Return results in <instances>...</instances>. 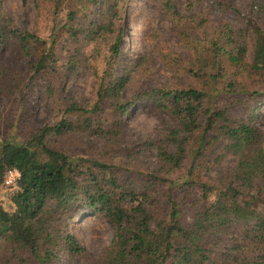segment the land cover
I'll use <instances>...</instances> for the list:
<instances>
[{"label": "trees", "instance_id": "obj_1", "mask_svg": "<svg viewBox=\"0 0 264 264\" xmlns=\"http://www.w3.org/2000/svg\"><path fill=\"white\" fill-rule=\"evenodd\" d=\"M129 3L49 0V35L17 26L0 11V183L6 170L20 173L8 186L14 209L0 204V264H62L61 253L81 257L82 264H264V129L258 125L264 66L247 58L248 39L252 54L264 55V5L244 13L231 0H160L191 51L192 65L184 70L200 85L147 88L119 101L123 78L115 79L113 70ZM202 27L209 33L195 36ZM60 32L76 47L91 43L89 56L100 63V71L91 65L97 87L89 107L59 95L49 80L51 71L68 77L79 64L76 47L59 63ZM5 50L22 63L1 64ZM41 73L47 74L43 92L65 114L34 128L20 111ZM109 98L121 117L135 102L148 101L169 112L170 122L155 136L126 141L118 135L120 119L110 126L102 118ZM204 104L201 124L192 110ZM90 136L100 145L88 157L69 153V145ZM227 156L235 165L208 180L211 165ZM78 208L111 224L101 254L89 253L67 231ZM232 229L238 233L226 241Z\"/></svg>", "mask_w": 264, "mask_h": 264}, {"label": "rangeland", "instance_id": "obj_2", "mask_svg": "<svg viewBox=\"0 0 264 264\" xmlns=\"http://www.w3.org/2000/svg\"><path fill=\"white\" fill-rule=\"evenodd\" d=\"M235 8L247 13L254 6L264 5V0H231ZM49 0H0L1 13L12 23L24 27L30 32H37L49 35L52 25L50 13L48 11ZM203 7V6H201ZM212 9L211 7H207ZM200 9L197 4L195 10ZM206 10V17L209 10ZM207 19V27L211 25ZM123 36L120 42V52L113 74L116 78L122 79V86L119 91V101H127L135 93L147 88H163L185 86L188 84L199 87L196 79H193L184 69L192 65V54L189 48L184 46L176 29L171 25L160 4V0H130L127 8L126 19L123 26ZM203 31L209 33L208 28L202 27L194 31L195 36H199ZM75 44L65 32L58 33L57 52L59 63L65 61L70 54L69 51L75 49ZM92 44L88 43L79 49V64L77 68L65 76V71L60 70L50 75V82L57 89V93L66 99L75 101L77 104L89 107L95 100L97 80L92 70V64L98 65L97 71L101 70L100 63L94 62L89 56ZM172 58L177 59V65L172 63ZM247 58L257 67L264 66V55H253L251 51V39H248ZM23 58L17 57L9 50H5L1 64L18 67ZM90 65L91 68H88ZM47 74H38L29 85L25 93V100L21 109V119L29 127H37L44 123L53 124L65 113L60 107L52 102L43 92L42 84ZM113 100L108 99L106 109L102 112V118L110 126L117 120H121L119 137L126 141H142L148 137L159 134L163 122H170L169 112L157 109L148 101L135 102L130 112L121 117L113 111ZM5 103L0 102V109ZM209 105L204 104L193 108V116L199 123L205 119V110ZM264 112V104L259 113ZM67 117V115H65ZM105 122V123H106ZM258 125L264 129V118L259 119ZM26 132L22 130L20 134ZM74 135H86L76 131ZM24 136V135H23ZM22 136V137H23ZM96 137H84L81 144H71L68 151L72 155H82L88 157L91 146L98 147ZM93 153V152H92ZM236 158L227 156L223 160L212 164L210 170L205 173L208 180L214 181L224 170L235 165ZM154 157H149L147 167L153 166ZM12 187L0 183V204L7 210H13L10 195ZM75 220H71L67 225V231L74 239L91 254H101L110 244L112 238V226L109 221L95 210L78 208L74 214ZM236 230L227 233L226 241L231 235H236ZM229 242L226 243V245ZM62 264H82V258H68L63 253L60 254Z\"/></svg>", "mask_w": 264, "mask_h": 264}, {"label": "built area", "instance_id": "obj_3", "mask_svg": "<svg viewBox=\"0 0 264 264\" xmlns=\"http://www.w3.org/2000/svg\"><path fill=\"white\" fill-rule=\"evenodd\" d=\"M19 177H20L19 171L15 168H10L5 172L3 183L7 186H13L16 184Z\"/></svg>", "mask_w": 264, "mask_h": 264}]
</instances>
